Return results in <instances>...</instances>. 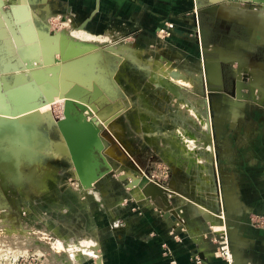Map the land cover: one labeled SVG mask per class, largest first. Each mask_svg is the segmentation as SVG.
Segmentation results:
<instances>
[{
	"label": "rangeland",
	"instance_id": "374dc122",
	"mask_svg": "<svg viewBox=\"0 0 264 264\" xmlns=\"http://www.w3.org/2000/svg\"><path fill=\"white\" fill-rule=\"evenodd\" d=\"M0 3V32L5 30L6 25L20 59L2 49V93L17 89L14 85L18 79V71L29 74L27 62L19 54V51H25L27 48L19 30V25L25 23V17L21 16L23 21L17 19L14 12L13 17L19 22L13 18L16 22L13 23L14 21L8 22L2 13L13 12L14 6V11L22 5L25 10L28 8L26 14L29 12L39 37L43 34L69 35L68 32L83 31L91 36L106 39L103 43H98L101 47L99 49L102 50L113 46L118 48L122 44L134 45L144 50L142 56L134 63L132 60L121 62L112 58L100 60L91 69L92 74L99 68L102 69L97 80L100 86L107 83L111 91V96L107 95L102 104L95 103L99 112L107 110L108 113L105 122L101 123L107 139L104 140L107 146L110 145L109 152L112 155L125 159L126 165L134 167L133 176L125 175L120 169H113L115 160L105 155L104 149H97L92 155L86 153L84 157L86 156L87 164L95 163V173L98 168L100 172L95 175L96 181L90 179L91 181L84 185L71 157L62 153L63 151L59 157L55 147H52L49 153L46 152L47 148H43L46 153L39 156L43 160L45 172L41 174L43 171L38 169V181L33 184L29 182V174L37 158L36 151L42 153V150H37L38 146H32L35 141L32 142L28 137L29 126L34 124L35 131H39L40 135H44L48 140L52 139L51 142L59 141L57 123L65 117L64 98L55 97V102L48 104L50 108L42 107L21 115H32L25 121L18 115L14 116V119L12 116L6 117L12 121L1 123L0 264H46L48 259L53 264H97V259L102 258L103 240L110 235L107 232L114 230L115 225L120 226V223H123L121 219L115 221L110 218L108 210H114L115 206L122 208L124 201L132 200L136 204L137 201H150L139 187L128 186L134 177L140 178L142 174L150 181L169 189L168 198L176 212L175 215L168 211L160 198L150 202L159 210L161 216L171 219L178 228L179 231L173 235V240L183 246L193 244L192 251L188 250L191 264H203L206 258L203 248H206V253L221 259L224 264H235L231 249L233 233L236 231L235 221L245 215L247 225L264 230V216L258 213V207L247 208L243 214L238 215L240 211L236 214L238 203L234 198L236 191L231 173L235 164L241 162L245 169L249 166L251 168L253 164L264 163V160H260V151L263 150L264 153V83L255 76L247 77L243 82V97L240 98L237 90L234 94L235 79L239 71L245 75L243 69L237 71L238 64L225 63L226 65L220 67L219 60L213 59L207 61L211 62L210 64L204 65L202 58L187 61L174 58L170 50H161L165 61L172 64L175 61L177 66L174 67L191 79L188 87L176 88L180 93L175 94L170 87L157 85L142 68L143 63L155 57L157 51L162 48L157 44L156 38H149L145 42L142 37H137L136 42H126L125 40L130 38L128 34L117 37L108 32L110 30L93 32L87 22L82 23L74 12L68 13L64 5L56 0H0ZM249 9L250 4L244 6V11ZM212 13L215 14L213 11ZM215 35L216 38L220 36L218 33ZM20 43L22 47L18 45ZM2 45L3 41L0 40V46ZM60 53L55 58V65L77 63L76 58L60 59ZM19 61L26 66H18ZM245 61L249 63V58ZM91 81L93 83V80ZM254 88L259 92L255 93ZM107 89L104 88L103 92H108ZM179 95L185 96L194 107L196 106L197 115L189 110L190 105L187 107L177 103ZM145 98L148 99L149 106L143 102ZM243 98L245 105L239 109L241 113L237 114L238 121L234 122L232 109L236 105V99ZM40 99L46 104L45 98ZM10 101L11 98L8 103ZM85 105L89 107V103ZM71 112L77 118L85 113H88L89 119L96 116L90 108L81 111L76 105L71 108ZM43 113L51 115L49 121L42 120ZM37 116L40 119L37 120ZM201 119L203 122L210 120L211 134L210 129L206 130L203 126L205 123ZM39 120L43 123L38 124ZM113 121L118 125L113 127ZM8 122H12V125ZM21 129L22 133L19 131ZM114 129L120 131L119 134L114 135ZM110 133L113 136L109 135ZM208 146L212 147V153L207 150ZM189 149L195 151V155H192ZM127 153H131L137 165H133ZM48 169L49 172L46 171ZM208 178H211V181ZM108 180L112 182V188H108ZM172 183L176 184L175 190L170 188ZM104 186L109 192L107 196L103 194H106ZM179 200L183 201L182 205H179ZM189 210L192 217L190 220L187 213ZM78 211L82 212L81 222L75 217ZM188 228L194 229V237L189 236ZM17 244H25L22 245L25 249L15 250ZM96 246H99V250H96ZM161 247L170 264H177L168 242H162ZM223 247L229 248L232 254L231 262L222 256Z\"/></svg>",
	"mask_w": 264,
	"mask_h": 264
},
{
	"label": "crops",
	"instance_id": "0c3cea01",
	"mask_svg": "<svg viewBox=\"0 0 264 264\" xmlns=\"http://www.w3.org/2000/svg\"><path fill=\"white\" fill-rule=\"evenodd\" d=\"M56 1L64 5L68 13L74 12L82 23L87 22L93 32L110 30L108 32L117 37L128 34L130 38L125 40L126 42H136L137 37L140 39L142 37V41L146 42L154 37L157 44L162 47L156 53L160 58L166 59L160 51L166 52L167 49L177 59L195 61L202 58L204 65L213 59L219 60L220 67L226 65L225 63H235L238 64L237 71L243 68L248 71L250 77L255 76L264 83L262 78L264 77V0ZM247 4H250L251 9L244 11V6ZM162 29H166L168 33L163 39L159 34ZM215 33L220 36L214 37ZM246 58H249V63L245 61ZM173 63L177 66L175 61ZM240 73L241 71L237 72L235 87L243 76ZM244 77L241 80H244ZM254 92L259 91L254 88ZM152 102L159 105L156 101L152 100ZM243 105H245L244 98L236 99V105L232 109L234 122L238 121L237 114ZM83 116L86 120H90L88 113ZM57 130L58 140H62L63 136L58 125ZM100 135L105 137L103 131ZM260 160H264L263 150L260 151ZM243 167L242 162L235 164L231 172L236 191L234 198L238 203L236 214L239 211L238 215L243 214L247 208L258 207L260 209L258 213L264 216V163L253 164L248 169ZM99 172L98 168L96 175ZM208 180L211 181V178ZM107 182L108 188H112V182L110 180ZM171 187L175 190L176 184L172 183ZM105 188L104 186L106 194L104 192L103 194L107 196L109 192ZM136 193L140 194L138 191ZM137 204L132 200L124 201L121 205L123 209L115 206L114 210H108L110 218L115 221L121 219L123 223H120V226L115 225L111 232L109 230L107 232L110 233L109 237L103 240L101 247L103 264H170L168 257L162 253V242H168L177 264H191L188 252L192 251L193 244L183 246L173 240V235L179 231L174 222L161 216L159 210L148 200L137 201ZM182 204L183 201L179 200V205ZM187 213L190 220V210ZM81 214L82 212L78 211L75 215L78 222L82 220ZM235 223L236 231L234 230L231 243L234 263L264 264V230L247 225L245 215L238 218ZM187 231L189 236L194 237V229L188 228ZM203 251L206 256L203 264H224L221 259L206 253V248L205 250L203 248ZM46 264L53 263L48 259Z\"/></svg>",
	"mask_w": 264,
	"mask_h": 264
},
{
	"label": "bare ground",
	"instance_id": "6f19581e",
	"mask_svg": "<svg viewBox=\"0 0 264 264\" xmlns=\"http://www.w3.org/2000/svg\"><path fill=\"white\" fill-rule=\"evenodd\" d=\"M15 7L16 6H14V8H13V12L10 11L9 13H4L2 11V13L4 14L5 19H7L8 22L14 21L13 23H16L15 22L16 19L13 17L14 12H16L15 15H16L17 19L22 20L21 16L25 17L24 18L25 23L22 22V24L19 25L20 26L19 30L21 32L20 34H22V36L24 38V41L26 43L27 48L25 51H19V54L21 56H23L24 60L27 62V69L29 70V74L27 75V73H21V71H18L19 72L18 76H17L18 79H17L16 85H14V88L17 87V89L15 88V89L6 91V93H2L3 92V88H2L3 83L2 82H3L4 78H2V76L0 75V125L4 121H5V123H6V121H12L10 118H6V117L12 116L13 118L12 117L11 118L14 119V116L20 115L19 117L22 118L21 120L25 121V119L28 118L31 114L24 115V116H21V115L26 114V113L28 114L30 112L32 113L36 109H40L42 107L50 108V106L48 104L51 101H54L55 97L64 98L65 93L76 85L80 86L84 89H87L89 91V95H86L83 99L84 102L89 103V100H92L93 93H94V86H97L99 88V91H100L99 98L97 99L96 103L99 104L101 102H104V100L108 97L107 95L111 96L110 87L107 83L105 85H104V83H102V86H100V83L97 79L100 77V75L102 73V69L99 68L96 73H93V74H95V76H93V74L91 72L92 67L94 65H96L100 60L101 61L105 60V59L111 60L112 58L119 60L121 62H123V61L125 62L127 60H132L134 63V61H137V58L142 56V54L144 52V50L138 49L134 45H129V44H122L118 48H115L113 46V47H110L106 50L99 49L101 47L99 46L98 43H101V42L103 43V41H106V39L99 38L98 36L97 37L91 36V35L83 32V31L68 32L70 36L67 35L66 33L65 34L64 33H57L54 35L53 34H51V35L43 34V35H41V37H39L36 34V30L34 28V25H33V22L31 20L30 15H29V12L26 14V12L28 11V8H26V10H25L24 5H22V7H18L14 11ZM22 12H24V13H22ZM26 17H28V18L26 19ZM21 20H20V22H21ZM0 21H2L1 16H0ZM16 21L19 22L18 20H16ZM5 26L6 25H4L5 30L0 32V40L3 41V45L0 46V53L3 52L2 49H5L8 51V53L12 54L16 59H19V56H18L17 51H16V46H14V44H13L14 42L12 40V37L10 36V34H9V32ZM2 27H3V25H2ZM18 45L22 47V43H20ZM59 53H60V59L70 60V59L76 58L75 60L77 61V63L71 64V62H66L63 65L64 67L55 65L54 61H55L57 54H59ZM152 58L149 59L152 62H150L148 60L147 63H143L142 68H144L147 71V73L157 83V85H165L166 87H170V90L175 94L180 93L179 91L176 90V88L188 87L190 85L189 83H190L191 79H189L180 70L176 69L170 61H165V59L160 58L159 54H156L155 57H152ZM21 61H19V64L17 63V65L18 66L23 65V68H24L26 65H25V63L23 64ZM150 64H151V66H150ZM18 66H17V68L20 70V67H18ZM241 78H243V77H241ZM241 78L237 82V87H235V94H236V90H237L238 97H240V98L243 97L242 89H243V82H244V80L242 82ZM91 80H93L94 84L92 83ZM106 87L108 88L107 89L108 92L106 91L104 93L103 90ZM244 87H245V85H244ZM6 98H8V99L11 98L12 101H10L8 103V99L6 100ZM40 98H45L48 101V103L43 104L42 101H40L41 100ZM177 98H178L177 103L179 105H183V106H187V107L189 105H190V107L193 106V104L190 103V101L185 96L179 95ZM143 102L146 103L145 104L146 106L147 105L149 106L148 99L145 98V101H143ZM86 103H80L79 102L78 104L82 108H85V110H88L90 108V106L87 107L85 105ZM73 104H75L73 100L65 99V106H66L65 108L66 109L67 108L71 109L73 107ZM190 107H188L189 110L196 114L197 113L196 106L195 107L193 106L191 108ZM39 112H42V110ZM107 114H108L107 110L103 111V112L100 111L99 113L96 114V118L99 120L100 123H102L103 121L105 122ZM42 116H44V117H42V120H46V122L49 121L51 118L50 117L51 115L47 114V113L46 114L43 113ZM113 117L115 118V116H113ZM38 119H40V117L37 116V120ZM73 119L75 121L76 117H73ZM30 121L36 123V121H34L33 119H31ZM77 121L80 122L81 120H77ZM209 121L203 122V120H202V122L205 123V125L203 124V126L205 128H207L206 130L210 129L209 132L211 134L212 126H210ZM19 122H20V120H19ZM38 122L37 123L40 124V122H42V121L39 120ZM72 122H73V120L70 119L69 116H66V117L62 118L60 121H58V124H61L63 126H69V125L71 126ZM143 122H145V121H143ZM11 123H9V124H11ZM114 123L115 122L113 121V124ZM30 125H32V124L30 123ZM14 126H15L14 128H16V125H14ZM20 126H19V128H21ZM101 128L99 129V132H98L96 138L94 139L93 148L94 149L95 148H98V149L103 148L105 155H107V156L111 157L112 159H114L115 161H117L118 164L125 165L126 164V162L124 161L125 159H121L117 156H114L111 154V152H109L110 145L107 146V143L105 141V140H107L106 137H103V135H100ZM12 130H13V128H12ZM15 130L17 132V129H15ZM22 130L23 129H21L19 131L22 133L23 132ZM20 132H18V133H20ZM112 132L114 133V135H117L113 130H112ZM109 135L113 136L111 133ZM28 137L32 142L35 141L32 146H35V145L38 146L37 150H42L43 148H47L46 152L49 153L50 149L52 147L53 148L55 147V151L57 152V155L59 157L62 153H64L67 156H70L69 148H67L68 145H67V142H66L64 137L62 140L51 142V140H48L47 138H45L44 135L41 136L39 131L38 132L35 131L34 124L31 127L29 126ZM21 143H22V141H21ZM9 145H10V143H9ZM14 146L16 148V145H14ZM112 149H114V147H112ZM192 149H193V147H192ZM192 149L191 150L189 149V151L192 152L191 153L192 155H195L193 153L195 151H193ZM207 150L210 153H212L211 152L212 151L211 146L210 147L208 146ZM12 151H13V149H12ZM61 151H63V152L61 153ZM1 152H2V150H1ZM46 152H44L43 150H42V153L36 151V155H37L36 157L37 158H36L35 162L33 163L34 168L32 169V171L29 174V182L31 184L36 183L38 181L37 180L38 169L39 170L41 169L40 171H43V172H41V174H43L45 172V170H44L45 166L43 165V160H41V158L39 156H44V154ZM86 153H88L89 155L90 154L92 155L93 151L91 149H87L84 153L80 154L78 157L73 159L74 163L77 164L81 168V173L78 174V176L83 180L84 185L88 184L91 180H95V181L97 180V178L95 176L96 173L94 170L95 163L92 162L91 165L89 163L87 164L86 156L84 157V155ZM28 154H29V152H28ZM28 154H26V155H28ZM126 155H129L130 160L133 163V165L134 164L137 165V163L132 159L131 153H129V154L127 153ZM4 157H5V155H4ZM18 159H20V155H19ZM46 171L49 172L50 170L48 169ZM125 175L133 176V173L131 171L125 172ZM44 177H46L45 174H44ZM134 187H138V186H134ZM170 188H171V190H173L172 187H170ZM17 245L14 247L15 250L20 249L22 251L25 249V247H24V249L22 247L23 244H21L20 246H19V244H17Z\"/></svg>",
	"mask_w": 264,
	"mask_h": 264
},
{
	"label": "water",
	"instance_id": "95a60500",
	"mask_svg": "<svg viewBox=\"0 0 264 264\" xmlns=\"http://www.w3.org/2000/svg\"><path fill=\"white\" fill-rule=\"evenodd\" d=\"M244 72H245L244 79L250 77L247 70L244 69ZM99 94H100L99 88L97 86H94V93L92 100H89V106L90 109L95 114L99 113V108L95 104L97 102V99L99 98ZM86 95H89V91L87 89H84L76 85L65 93L64 98L73 100L75 103L73 104V106L76 105L78 108L81 109V111H84L85 108H82L78 103L79 102L86 103L83 101ZM45 101L47 104L48 101L46 99ZM54 102L55 101H51L50 103L52 104ZM66 116H69L70 119L73 120L72 122L73 125L63 126L61 124H58V128L67 142L70 152V157L77 170V173L80 174L81 168L74 163L73 159L78 157L80 154L84 153L87 149H91L93 152L98 149V148L95 149L93 148V142L99 132V129L101 128V123L97 118H93V117L90 118V120H86L85 118H83L84 117L83 115H81L80 118H78V120H81L80 122L76 121V119L74 121L73 119L74 116L72 115L71 109L69 108L67 109L65 108V117ZM101 131H103V126L101 128ZM100 150H103V148H100ZM112 167L115 170L120 169L125 172L131 171L132 173L134 168L133 166L131 168L129 164L120 165L118 164L117 161H115L112 164ZM128 186L129 187L138 186L142 190L143 195L152 202H155L158 198H160L163 201V203L166 205L168 211H171V214L175 215L176 212L173 210V207L171 206L170 200L168 198L169 189H166L160 186L159 184L150 181V179L144 174H142L140 178L134 177V179H132V181L129 182ZM96 250H99V246H96ZM96 263L103 264L102 258L101 257L98 258Z\"/></svg>",
	"mask_w": 264,
	"mask_h": 264
},
{
	"label": "built area",
	"instance_id": "2783aa9c",
	"mask_svg": "<svg viewBox=\"0 0 264 264\" xmlns=\"http://www.w3.org/2000/svg\"><path fill=\"white\" fill-rule=\"evenodd\" d=\"M160 38H165L166 36H167V30L166 29H162V30H160ZM222 256L226 259V260H228V261H232V254H231V252H230V250H229V248L228 247H223V249H222ZM22 257V256H21ZM27 257H29V255L27 256ZM18 261H19V259H18Z\"/></svg>",
	"mask_w": 264,
	"mask_h": 264
},
{
	"label": "flooded vegetation",
	"instance_id": "af4514ba",
	"mask_svg": "<svg viewBox=\"0 0 264 264\" xmlns=\"http://www.w3.org/2000/svg\"><path fill=\"white\" fill-rule=\"evenodd\" d=\"M236 79H237V77H236ZM236 79H235V81H236ZM234 94H235V84H234ZM115 125H118L117 123H114L113 124V127L115 126ZM119 128H121L120 126H119ZM116 130V131H115ZM114 132L115 133H119L120 131H118L117 129H114Z\"/></svg>",
	"mask_w": 264,
	"mask_h": 264
}]
</instances>
